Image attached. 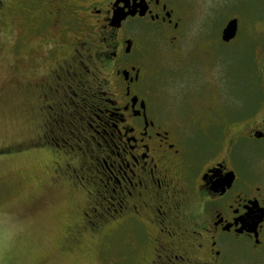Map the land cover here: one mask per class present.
Segmentation results:
<instances>
[{"label": "flooded vegetation", "instance_id": "flooded-vegetation-1", "mask_svg": "<svg viewBox=\"0 0 264 264\" xmlns=\"http://www.w3.org/2000/svg\"><path fill=\"white\" fill-rule=\"evenodd\" d=\"M198 1L207 0H0L21 28L12 82L31 99L34 123L23 143L49 145L51 182L85 196L60 252L114 230L130 237L129 256L102 258L108 264H264V53L252 70L254 104L206 106L184 122L162 104L138 45L179 56L241 33L264 48V15L245 31L231 15L236 32L224 41L225 24L212 35L191 26Z\"/></svg>", "mask_w": 264, "mask_h": 264}, {"label": "rangeland", "instance_id": "rangeland-1", "mask_svg": "<svg viewBox=\"0 0 264 264\" xmlns=\"http://www.w3.org/2000/svg\"><path fill=\"white\" fill-rule=\"evenodd\" d=\"M195 4L196 14L191 26L209 25L210 35L231 15L241 17L243 31L250 21L259 26L256 16L264 15V2L258 0L250 3L234 0L224 6L218 0ZM245 4L250 11L240 9ZM10 8L4 6L0 11V264H108V259L117 252L123 255L121 260L127 262L125 256H129L131 241L125 231L109 235L114 231L111 230L108 236H82L70 253L60 252L63 238L85 204V196L83 191L70 188L67 181L51 182L49 145L38 147L23 143L33 136L34 123L28 109L31 99L21 95L12 82L18 76L13 67L17 55L12 48L21 28ZM205 11V18H196ZM139 41H142L141 36ZM30 42H35V38ZM138 45L144 46L143 63L153 77L162 104L181 111L184 122L190 121L187 117L193 110L206 106L217 110L226 101L237 107L254 104L255 98L251 95L255 92L257 78L252 70L264 48L253 49L241 33L236 41L217 43L213 50L208 48L204 52L189 50V47L179 56L151 44ZM212 51H215L214 58L209 57ZM203 57H209L207 62ZM97 115L101 113L93 111L88 121L95 125ZM183 128L184 132L195 131ZM212 131L216 136L217 129L209 130Z\"/></svg>", "mask_w": 264, "mask_h": 264}, {"label": "water", "instance_id": "water-1", "mask_svg": "<svg viewBox=\"0 0 264 264\" xmlns=\"http://www.w3.org/2000/svg\"><path fill=\"white\" fill-rule=\"evenodd\" d=\"M119 20V18H116ZM236 27H237V21L236 18H231L229 19L226 23L224 28L222 29V39L224 41L229 40L232 38L236 32Z\"/></svg>", "mask_w": 264, "mask_h": 264}]
</instances>
